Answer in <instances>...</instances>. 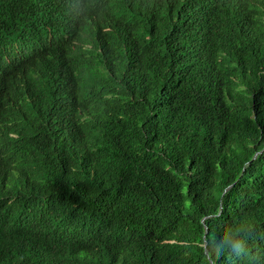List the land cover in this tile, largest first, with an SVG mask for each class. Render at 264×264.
<instances>
[{
  "label": "trees",
  "instance_id": "1",
  "mask_svg": "<svg viewBox=\"0 0 264 264\" xmlns=\"http://www.w3.org/2000/svg\"><path fill=\"white\" fill-rule=\"evenodd\" d=\"M2 121L0 224L43 204L45 264H264V0H0Z\"/></svg>",
  "mask_w": 264,
  "mask_h": 264
},
{
  "label": "clouds",
  "instance_id": "2",
  "mask_svg": "<svg viewBox=\"0 0 264 264\" xmlns=\"http://www.w3.org/2000/svg\"><path fill=\"white\" fill-rule=\"evenodd\" d=\"M61 47L62 44L46 53L43 59L22 60L15 66L11 75L27 68H35V77L42 81L44 75L39 69L55 64ZM4 136L5 126L2 121L0 122V185L3 183L10 185V181L22 172L23 158L18 156L19 145L9 146L2 140ZM46 220L47 210L41 203L16 209L6 222L0 224V260L11 259L18 264H27L26 262L30 261L45 264V260L59 249L57 239L61 226L54 221L46 225ZM207 249L210 253L221 249L233 258L243 257L247 252L246 244L232 238L231 235H225L223 238L215 237L208 241Z\"/></svg>",
  "mask_w": 264,
  "mask_h": 264
}]
</instances>
